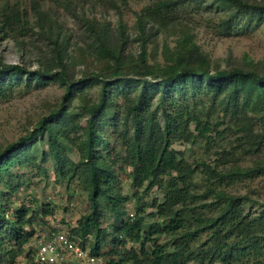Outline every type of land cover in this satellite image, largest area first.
<instances>
[{"label": "rangeland", "instance_id": "obj_1", "mask_svg": "<svg viewBox=\"0 0 264 264\" xmlns=\"http://www.w3.org/2000/svg\"><path fill=\"white\" fill-rule=\"evenodd\" d=\"M164 1L171 0H0V20L5 19L4 14L10 16L16 10L21 16L15 31L0 33V67L13 64L32 72L48 67L60 69V51L70 80H90L102 72L109 75L113 72V61L101 54L98 45V36L105 33L120 49L127 67L124 73L128 74L138 70L144 52L150 64H165L167 57L177 54L180 43H186L187 36L193 38L214 70L251 65L264 67V17L237 16L235 9L226 10L216 0H186L174 7L175 13L171 15L157 11L154 16H147L146 30L141 33L138 13ZM249 1L264 4V0ZM7 81L0 92V150L32 132L43 117L57 110L67 89L60 78L40 80L14 76ZM100 89L98 82L87 83L68 105L66 127L70 148L66 151L75 162L81 158L78 142L83 135L81 128L87 124L85 102L98 100ZM138 89L137 86L130 92L135 94ZM160 92L155 93L154 105ZM172 95L178 96V91ZM198 96L202 105L190 126L194 134L189 140L184 137L174 141L172 146L194 170L193 191L204 195L212 180V172L206 165L223 174L264 167V144L250 148L241 142L240 115L225 109V103L220 100L227 97V92L216 97L205 88ZM115 98L120 104L125 101L122 93L115 94ZM250 115L254 122L262 113L252 111ZM107 125L102 134L109 137L110 146L103 149L100 145L98 149L113 162L117 171L116 191L125 199L120 206L124 211L122 218L102 204L108 243L101 250L100 264H106L111 251L117 248L113 243L115 228L129 221L130 216H144L146 228L156 220L167 221L162 216L152 215L157 212V204L164 201V188L148 186V182L142 187L136 186L133 168L121 158L126 150L124 139L120 133L113 134V128ZM255 128L260 131L261 124L257 123ZM35 151L32 162L12 164L8 173L0 175V188L5 192L0 196V204L16 209L25 204L29 208L27 218L33 217L26 229L34 230L35 235L14 264H29L33 258L29 252L33 251V242L40 233L53 229L70 231L90 207L88 191L78 179L66 182L58 178L47 136L39 141ZM28 153L31 155L32 151ZM216 183L221 185L220 190L254 200L246 203V211L262 210L264 171L252 176H227ZM212 199V196L203 198L207 203ZM44 208L53 213L45 216ZM153 238L170 250L175 249L170 235L160 233ZM83 241L92 252L94 236ZM179 245L184 247L182 243ZM140 246V242H128L124 248L139 249ZM146 246L152 249L153 241H147ZM121 248L122 244L118 249ZM186 250L192 251L190 246ZM113 256L117 260L122 257L118 253Z\"/></svg>", "mask_w": 264, "mask_h": 264}, {"label": "trees", "instance_id": "obj_2", "mask_svg": "<svg viewBox=\"0 0 264 264\" xmlns=\"http://www.w3.org/2000/svg\"><path fill=\"white\" fill-rule=\"evenodd\" d=\"M184 1H164L138 13L137 23L141 33L146 30L147 16H154L157 11L171 15L175 13L174 7ZM216 2L226 10L235 9L240 17H264V4L249 0ZM4 16L5 19L0 20V33L15 31L21 19L20 12L16 10L12 15ZM98 41L101 54L113 61L112 74L102 72L90 80H70L59 49L60 69L48 67L32 72L13 64L0 67V92H3L7 79L14 76L40 80L60 78L67 86L57 110L43 117L32 132L0 150V175L8 173L12 164L32 162L39 141L47 136L58 178L66 182L78 179L88 191L89 210L68 232L81 239L83 244H86L83 240L87 237L94 236L92 254L101 256L103 245L108 243L107 229L102 222V204L105 203L107 209L122 218L124 211L120 210V206L125 199L116 191L117 171L113 162L98 149L100 145L103 149L110 146L109 137L102 134L109 124L113 128L112 133H120L124 139L126 150L121 158L133 168L136 186L142 187L148 182V186L164 188V201L157 204V212L152 215L162 216L167 221L156 220L146 228L145 217L134 214L129 221L121 222L115 228L113 238L117 248L111 251L106 264H123L126 261L133 264H264V202L260 203V212L250 213L246 211V203H253L254 200L220 190L221 185L216 183L227 176H252L264 171V167L223 174L206 165L207 170L212 172V180L206 194L200 195L192 188L194 170L182 153L172 146L174 141L184 137L189 140L194 134L190 126L197 119L202 105L198 95L205 88L216 97L227 92V97L220 100L225 103V109L240 115L241 142L250 148L262 146L264 67L251 65L214 70L193 38L187 36L186 43H180L177 54L167 57L165 64H150L144 52L138 70L128 74L124 73L127 67L122 53L108 34L99 35ZM57 44L58 41H55ZM90 82H98L101 89L98 100L85 102L88 118L86 126L81 128L83 135L78 142L81 158L75 162L66 151L70 148L66 127L68 105L77 92ZM137 86L139 89L135 94L130 92ZM158 91H161L159 100L154 105L153 99ZM175 91H178V96L172 95ZM119 93L125 99L122 104L116 102L115 94ZM252 111L262 113L259 120L252 121ZM257 123L261 124L260 131L255 128ZM4 195L0 188V196ZM209 196L213 199L207 203L203 198ZM28 213L29 208L25 204L17 209L0 204V264H14L24 246L35 235L34 230L26 229L33 218H27ZM43 213L48 216L53 210L44 208ZM160 233L170 235L172 243L176 244L175 249L170 250L166 244L153 238ZM147 241H153L152 249L146 246ZM128 242H140L141 246L127 250L124 247ZM180 243L184 244L183 248ZM189 246L191 252L186 250ZM117 253L122 255L120 260L113 256ZM29 254L32 255V252ZM32 259L29 264H35Z\"/></svg>", "mask_w": 264, "mask_h": 264}, {"label": "built area", "instance_id": "obj_3", "mask_svg": "<svg viewBox=\"0 0 264 264\" xmlns=\"http://www.w3.org/2000/svg\"><path fill=\"white\" fill-rule=\"evenodd\" d=\"M33 244L35 264H100L102 261L101 256L92 254L87 244L62 229L40 233Z\"/></svg>", "mask_w": 264, "mask_h": 264}]
</instances>
